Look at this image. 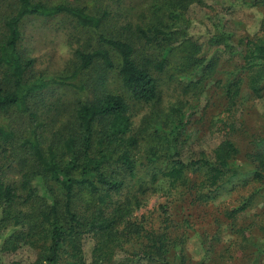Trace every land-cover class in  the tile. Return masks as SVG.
<instances>
[{
	"label": "rangeland",
	"instance_id": "rangeland-1",
	"mask_svg": "<svg viewBox=\"0 0 264 264\" xmlns=\"http://www.w3.org/2000/svg\"><path fill=\"white\" fill-rule=\"evenodd\" d=\"M35 1L69 2L85 6L96 15L109 11L99 29L79 25L68 15H28L22 19L19 47L35 59V79L45 78L44 103L49 105L51 100L58 108L62 107L57 104L59 99L68 101L69 108L71 103L92 96L94 67L80 71L74 79L86 83L83 89L51 80L72 76L80 63L75 50L98 47L100 33L132 39L140 52L156 55L160 48L143 46L136 37V27L162 25L172 38L164 41L170 49L165 69L153 71L160 92L153 102L137 101L131 96L118 73L121 56L111 51L115 68L108 77V90L125 97L134 130L139 133V144L133 150L134 174L126 176L124 188L112 197L115 201H131L132 214L122 225L134 221L152 235L129 234L123 226L115 259L129 257L134 250H151L154 238L151 242L149 238L166 234L171 253H142V264H165L168 260H174V264H264V180L254 182L245 174L241 178L248 180L246 185L227 183L215 191L201 187L205 170L188 168L185 179L176 184L162 173L170 163L165 153L174 131H178V149L185 160L203 153L212 158L214 149L229 137L241 148L234 162L253 168L255 162L249 153L264 140V88L258 93L250 88L249 78L255 69L244 68V55L248 40L264 38V0ZM15 13V0H0V31L4 21ZM0 78L4 79V67L0 68ZM238 78L242 83L236 90L230 83ZM51 93L54 95L49 98ZM44 103L40 115L49 110ZM10 116H1L0 122H9ZM30 135L31 127L25 126L19 140ZM152 149L157 157L150 153ZM14 151L1 161L4 168L12 165L5 169L13 180L23 154L17 143ZM31 186L50 203L53 195H63L56 183L40 176L31 179ZM91 198L87 190L80 191L82 210ZM96 243L93 233L83 234L82 251L87 263L92 260ZM44 246L41 236H27L21 224L11 221L0 226V264H33Z\"/></svg>",
	"mask_w": 264,
	"mask_h": 264
},
{
	"label": "trees",
	"instance_id": "trees-1",
	"mask_svg": "<svg viewBox=\"0 0 264 264\" xmlns=\"http://www.w3.org/2000/svg\"><path fill=\"white\" fill-rule=\"evenodd\" d=\"M15 1L16 13L4 21L0 31V68L4 67V79L0 78V118L11 115L9 122H0V226L13 221L27 229V236L42 237L45 246L33 264H142L144 256L141 254L151 256L153 250L167 256L171 253L170 242L163 234L160 238L154 235L149 238L150 242L154 238L150 243L151 250H139L141 253L134 250L132 255L123 259L114 257L115 247L121 240V229H126L129 234L151 233L134 221L122 225L132 214L131 201H115L112 197L124 188L126 176L134 174L133 150L139 144V133L134 130L125 97L109 92L107 81L110 71L115 68L113 50L121 56L118 73L131 96L143 102L157 100L159 83L153 71L165 69L170 49L164 46V41L172 40L170 33L163 30L162 25L136 27V37L143 46H158L159 55L140 52L132 39L124 40L103 33L98 36V47L76 49L80 59L77 70L68 78H53L51 81L83 89L86 83H76L74 79L80 71L94 67L90 80L92 96L71 103L69 108L68 101L65 103L59 99L57 104L62 107L58 108L51 100L49 105L47 101L44 103L45 78L39 76L35 79V59L19 47L22 19L28 15L49 18L68 15L79 25L99 29L109 11L96 15L85 6L69 2ZM244 59L245 69H255L249 84L258 93L264 88V38L247 41ZM241 83L242 78H238L230 85L239 90ZM52 95L49 94V98ZM43 103L49 110L40 115ZM25 126L31 127V135L20 141L22 136L19 134ZM48 126L52 127L46 133ZM178 141V131H174L168 153H165L170 163L166 170H162L173 184L184 180L185 170L191 167L205 170L207 175L202 179L201 187L215 191L227 183L246 185L248 180L241 178L245 174L252 176L254 182L264 180V140L249 153L255 162L253 168L234 162L241 148L229 137L214 149L212 158L203 153L190 160L181 157ZM16 143L23 154L18 161L20 169L13 180L8 178L5 169L12 165L4 168L1 161L15 152ZM150 153L153 157L158 156L154 149ZM34 176L53 181L63 195H53L50 203L31 186ZM81 190L92 195L83 210L78 200ZM26 204L28 208H20ZM85 233H93L97 238L89 263L82 251ZM165 264H174V260Z\"/></svg>",
	"mask_w": 264,
	"mask_h": 264
}]
</instances>
